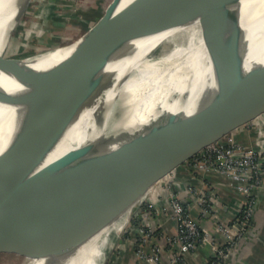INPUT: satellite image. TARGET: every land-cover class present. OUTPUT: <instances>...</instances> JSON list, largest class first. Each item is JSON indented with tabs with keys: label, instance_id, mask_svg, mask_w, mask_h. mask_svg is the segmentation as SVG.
<instances>
[{
	"label": "water",
	"instance_id": "obj_1",
	"mask_svg": "<svg viewBox=\"0 0 264 264\" xmlns=\"http://www.w3.org/2000/svg\"><path fill=\"white\" fill-rule=\"evenodd\" d=\"M30 1H21L0 40V73L14 79L33 78L23 87L0 92V105L6 109L0 117V237L12 233L22 238L30 257L47 247L40 249L43 242L36 234L81 237L115 224L127 212L131 220L159 180L213 141L264 113V61H249L251 31L239 25L208 52L218 77L203 86L190 104L191 92L170 98V103L183 100L187 108L162 111L146 135L128 137L99 151L56 155L33 142L65 137L82 111L103 100L134 107L127 94L102 98L121 82L113 67L136 53L140 42L185 25L198 11L185 12L188 0H149L89 68L57 71L20 62L32 56L6 53ZM138 1L119 9L114 0L69 44L76 48L97 37L115 16ZM259 4L255 19L264 15V0ZM229 16L224 12L214 19L210 32L215 36L225 32L219 31V25L229 27Z\"/></svg>",
	"mask_w": 264,
	"mask_h": 264
},
{
	"label": "bare ground",
	"instance_id": "obj_2",
	"mask_svg": "<svg viewBox=\"0 0 264 264\" xmlns=\"http://www.w3.org/2000/svg\"><path fill=\"white\" fill-rule=\"evenodd\" d=\"M21 1L0 0V40L4 26L14 22L16 8ZM131 1L117 0L114 5L123 9V6ZM147 1L149 0H139L129 6L115 16L100 35L81 43L76 48H72L70 44L58 45L35 56L22 59L20 62L46 66L57 71L76 69L81 65L87 69L96 61L102 50L123 32V28L130 22L133 15ZM260 1L188 0L185 12L198 11L196 17L190 19L185 25L169 29L140 42L136 53L113 67L117 73V79L120 78L121 82L106 90L102 98L104 95L127 94L131 97L134 107L121 106L103 100L95 107L82 111L65 137L54 141H34L33 143L53 149L56 155L64 153L77 155L103 150L131 136L146 135L154 127L155 117L159 113L169 109L187 108L201 88L218 77V70H213L208 52L211 47L230 35L237 26H248V30L251 31L249 61H264V43H260L261 39L258 40V38L264 39V15L255 19ZM224 12H227L229 17L236 13L237 15L231 20L228 19L229 27L224 28L219 25V30L214 26L215 31H225L215 36L213 34L216 32L212 30L210 32L209 27H212L214 19L221 17ZM106 36L109 38L103 39ZM12 39L6 48V53ZM2 48L3 45L0 44V51ZM32 81V77L14 79L0 73V92L15 90ZM190 92L192 96L188 104H185L183 100L170 103L172 96ZM5 111L4 106L0 105V117L5 114ZM128 214L129 212L126 215ZM113 227L111 224L95 233L71 238L50 237L44 234L40 236L41 234L35 233L36 239L43 242L40 249L45 244L47 247L45 252L30 257L23 264H105L113 248L116 234Z\"/></svg>",
	"mask_w": 264,
	"mask_h": 264
},
{
	"label": "crops",
	"instance_id": "obj_3",
	"mask_svg": "<svg viewBox=\"0 0 264 264\" xmlns=\"http://www.w3.org/2000/svg\"><path fill=\"white\" fill-rule=\"evenodd\" d=\"M263 118H256L253 122L237 127L231 135L244 145L257 148L258 132L264 133ZM174 177L182 184L177 187L181 200H186L185 205L191 217L201 224L208 233L209 240L198 243L194 251L183 253L180 259L175 258L181 253L178 224L167 193L169 184L163 181L149 192L143 209L135 217V223L130 224L129 232L127 231L126 238L121 239L110 264H211L216 259L227 239V229L220 228V225L223 223L231 228L237 223L245 203L243 194L236 189L235 182L230 177L216 171L204 174L193 168L190 162L178 167ZM167 178L169 175L162 180ZM262 178L263 184L256 193L257 206L250 221L253 224L237 239L236 246L227 259L216 264H264V169ZM186 186L199 189L205 203L200 204L198 195L188 192ZM142 228L150 235L145 237L141 246L148 253L159 249L157 263L148 262L138 253Z\"/></svg>",
	"mask_w": 264,
	"mask_h": 264
},
{
	"label": "built area",
	"instance_id": "obj_4",
	"mask_svg": "<svg viewBox=\"0 0 264 264\" xmlns=\"http://www.w3.org/2000/svg\"><path fill=\"white\" fill-rule=\"evenodd\" d=\"M264 117V113L256 118ZM256 119L252 120L255 121ZM264 123V118L262 120ZM233 132V131H232ZM226 136L213 141V143L204 147L202 150L192 156L189 161L191 166L198 169L204 174L211 172H219L234 180L236 189L244 196L245 203L241 214L238 217L237 223L231 228L225 224H221L220 228H226V243L221 247L216 255V259L211 264L217 262H223L227 259L229 253L236 246L237 239L245 234L247 223H250L255 208L257 206V191L263 184V169H264V133L258 132L259 137L257 139V148L252 146H246L243 143L236 140L231 133ZM260 146V148H259ZM261 150V152L259 151ZM172 173V172H171ZM169 175V178L162 180L169 184L167 193L171 202V208L173 216L178 224V238L180 241V252L175 258L180 259L181 255L187 254L198 246V243L207 242L209 235L204 231L201 224L191 217L190 211L182 202L177 187H181V182L175 179L174 173ZM160 182V183H161ZM159 183V184H160ZM185 189L191 194L198 195V201L200 204H204V198L201 192L196 187L186 186ZM148 197V196H147ZM147 197L144 201H146ZM143 201V202H144ZM143 207H140L132 219L135 218ZM131 219V221H132ZM238 223L242 226L238 227ZM142 237L138 240V253L148 262L157 263L159 260V249H155L148 253L141 246V243L145 241V237L150 234L146 232L144 228L141 229Z\"/></svg>",
	"mask_w": 264,
	"mask_h": 264
},
{
	"label": "rangeland",
	"instance_id": "obj_5",
	"mask_svg": "<svg viewBox=\"0 0 264 264\" xmlns=\"http://www.w3.org/2000/svg\"><path fill=\"white\" fill-rule=\"evenodd\" d=\"M113 1L31 0L16 27L8 57L35 56L58 45L74 42L107 11ZM177 169L171 174L176 175ZM128 218L129 214L112 224L116 234L105 264L111 263L121 239L126 238L132 222ZM28 250L22 238L12 233L4 234L0 237V264H23L30 258Z\"/></svg>",
	"mask_w": 264,
	"mask_h": 264
},
{
	"label": "trees",
	"instance_id": "obj_6",
	"mask_svg": "<svg viewBox=\"0 0 264 264\" xmlns=\"http://www.w3.org/2000/svg\"><path fill=\"white\" fill-rule=\"evenodd\" d=\"M133 222L135 223V218L132 219V222L131 223H133Z\"/></svg>",
	"mask_w": 264,
	"mask_h": 264
}]
</instances>
